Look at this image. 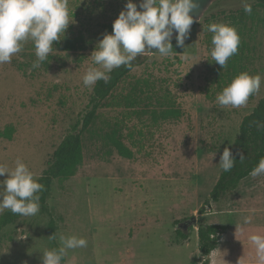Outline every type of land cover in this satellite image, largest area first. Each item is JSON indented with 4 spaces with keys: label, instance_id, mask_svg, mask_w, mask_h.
Segmentation results:
<instances>
[{
    "label": "rangeland",
    "instance_id": "1",
    "mask_svg": "<svg viewBox=\"0 0 264 264\" xmlns=\"http://www.w3.org/2000/svg\"><path fill=\"white\" fill-rule=\"evenodd\" d=\"M134 2L139 10L140 0ZM243 2L216 0L172 58L155 50L141 56L142 64L121 80L84 132L76 173L54 180L37 215L4 228L0 264H42V250L54 248L52 218L58 242L61 234L88 241L85 248L68 250L62 264H188L200 256L199 238L192 226L189 245H180L177 228L184 221L197 217L198 222L231 224L234 214L211 213V192L223 171L219 159L225 147L232 150L243 117L264 96L262 83L245 106L221 109L216 104L217 94L241 72L264 76V8L241 22L237 10ZM126 3L69 0L74 22L39 68H32L37 58L30 41L10 63L0 64V163L12 168L20 159L40 177L93 94L82 79L92 64L90 55L113 31ZM213 22L234 26L241 38L223 69L210 60L213 34L206 26ZM69 37L78 38L79 47L63 49ZM138 80L150 86L129 105ZM171 108L180 116L165 118L161 112ZM115 138L132 150V157L119 153ZM213 203L239 210L241 240L264 232V176H247ZM203 206L205 212L199 213ZM251 210L252 223L245 225ZM248 243L251 259H257Z\"/></svg>",
    "mask_w": 264,
    "mask_h": 264
},
{
    "label": "clouds",
    "instance_id": "2",
    "mask_svg": "<svg viewBox=\"0 0 264 264\" xmlns=\"http://www.w3.org/2000/svg\"><path fill=\"white\" fill-rule=\"evenodd\" d=\"M201 0H140L139 10L134 0H127L125 8L113 22V31L104 35L90 55L92 64L83 75L84 86L91 89L98 81L107 83L114 69L132 68L133 61L146 52L155 50L161 57L172 58L175 32L176 46L183 47L190 36L193 23L200 22L194 10ZM245 13L251 14L252 3L244 0ZM70 22L69 0H0V64L10 63L29 41L35 48L36 60L32 68H39L53 52L54 42L65 35ZM212 33L211 61L225 68L229 59L238 52L241 38L238 30L226 23L206 26ZM264 83V76L241 72L216 96L221 108H240L257 94ZM245 157L240 154V160ZM231 148L225 147L219 164L225 171L235 166ZM250 176H264V158H261ZM0 212L10 210L13 214L32 217L40 211V192L44 185L29 168L17 159L15 167L0 163ZM255 210L243 218V224H251ZM238 226V225H237ZM27 236L20 237L26 239ZM53 234L51 239H56ZM254 247L258 264H264V232H254L247 237ZM60 246L42 250V264H62L68 250L87 247L86 238L77 235L59 236ZM241 264V261H239Z\"/></svg>",
    "mask_w": 264,
    "mask_h": 264
},
{
    "label": "trees",
    "instance_id": "3",
    "mask_svg": "<svg viewBox=\"0 0 264 264\" xmlns=\"http://www.w3.org/2000/svg\"><path fill=\"white\" fill-rule=\"evenodd\" d=\"M257 8H264V0H255V2L252 3V12L257 10ZM237 11V13L240 14L241 22L244 21V17L247 15L244 8ZM235 16L237 15L232 14V17ZM171 42L173 44V52L178 53L183 51L184 46H176V39L171 40ZM79 43L80 40L78 38L69 37L61 44V47L65 50H74L79 47ZM142 62L143 58L138 56L133 61L131 69L126 66L114 69L112 73H110V80L107 83L101 80L93 87V94L88 104L78 113L76 123L57 147L52 158L48 160L43 173L39 177V182L44 185V189L40 192L41 202L45 203L51 195L52 184L55 179L71 176L76 173L77 167L82 160V136L84 132L92 124L99 108L104 101L111 96L121 80L135 67L142 64ZM148 86H150L148 80H138L128 95L126 100L128 104L134 105L137 103V101L141 99V94L146 92ZM153 113L155 115L157 114L156 111ZM161 113L165 118L169 116L179 117L181 111L177 108H171ZM113 143L120 154L126 157H132V150L120 139L115 138ZM232 152L236 159L235 166L231 171L225 172L223 170L221 172L211 192V198L214 200H219L226 191L236 188L244 178L250 175L251 170L258 165L260 159L264 158V96L258 100L253 111L243 117L239 127V135L234 141ZM241 153L245 157L242 161L240 160ZM204 212L205 208L203 206L199 209V213ZM21 217L22 216L18 214H13L10 210H4L0 214V237L4 228L13 224ZM180 222L179 220L178 223ZM198 225L199 249L204 257L203 264H209V256L218 245L227 227L225 225L203 224L200 222H198ZM49 228L50 235L52 236L55 234L57 237L58 225L54 218L51 219ZM177 233L181 237L179 240L180 242L188 239V231L177 228ZM52 245L54 248L60 246L57 238L52 239ZM65 260L66 257H64L62 262Z\"/></svg>",
    "mask_w": 264,
    "mask_h": 264
},
{
    "label": "crops",
    "instance_id": "4",
    "mask_svg": "<svg viewBox=\"0 0 264 264\" xmlns=\"http://www.w3.org/2000/svg\"><path fill=\"white\" fill-rule=\"evenodd\" d=\"M243 183V182H242ZM240 184V183H239ZM239 199V197H237ZM215 201V200H213ZM212 201V210L211 213L216 212V214H234L235 219L230 223L225 224H219V225H225L227 227L226 231L222 235L221 240L219 241L218 245L215 247V249L211 252L209 259V264H239V261H241V264H258L257 259H251L250 251H249V243L248 241L241 240V235H244V233H241L239 231V226H237L236 219L240 215L239 210L233 209L232 204L226 209L220 208V206L217 208V204L213 203ZM216 209V210H214ZM210 214V213H209ZM203 224H218V223H211V222H201ZM194 226L195 232H196V238H199L198 235V219L197 224H191L189 225L188 229H183L185 231L189 232L188 239L183 241L180 245H189V238H192L191 235V227ZM181 228V227H180ZM244 238V237H243ZM178 244V243H177ZM203 255L200 252V256L196 258L195 261H191L188 264H203Z\"/></svg>",
    "mask_w": 264,
    "mask_h": 264
},
{
    "label": "water",
    "instance_id": "5",
    "mask_svg": "<svg viewBox=\"0 0 264 264\" xmlns=\"http://www.w3.org/2000/svg\"><path fill=\"white\" fill-rule=\"evenodd\" d=\"M216 0H201L200 2V7L196 10H194V14L200 17V20L202 19V17L205 15V13L207 12V10L212 6V4L215 2ZM195 23H193L194 25ZM175 32L173 33L172 39L175 38ZM191 224H197V217H193L190 220H186L184 221V223H182L180 225L181 228L183 229H188L189 225Z\"/></svg>",
    "mask_w": 264,
    "mask_h": 264
}]
</instances>
